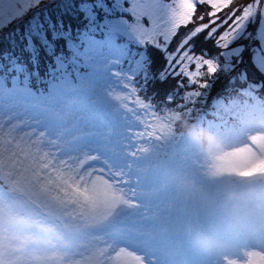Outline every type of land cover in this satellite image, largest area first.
Listing matches in <instances>:
<instances>
[{
    "label": "snow or ice",
    "instance_id": "obj_1",
    "mask_svg": "<svg viewBox=\"0 0 264 264\" xmlns=\"http://www.w3.org/2000/svg\"><path fill=\"white\" fill-rule=\"evenodd\" d=\"M244 93L264 94V0H0V168L109 164L110 264H196L168 255L133 165L168 135V106L207 118Z\"/></svg>",
    "mask_w": 264,
    "mask_h": 264
},
{
    "label": "rangeland",
    "instance_id": "obj_2",
    "mask_svg": "<svg viewBox=\"0 0 264 264\" xmlns=\"http://www.w3.org/2000/svg\"><path fill=\"white\" fill-rule=\"evenodd\" d=\"M243 95L245 108L234 100L230 105H236V110L221 113L218 109L226 106L220 103L216 106L220 114L207 119L209 148L200 159H189L186 147L179 164H174L170 134L184 120H177L178 112L166 110L162 120L168 135L146 143V151L133 165L137 176L152 181L141 185L140 191L154 201L153 214L171 223L175 243L169 256L185 245L190 253L185 258L196 264H264V103L253 94ZM194 126L197 121L183 137L187 145L196 140ZM91 169L79 159L65 162L62 157L51 160L48 168L27 160L16 168H0V181L9 180L36 200L24 197L18 203L9 202L12 195L0 188V264H110L114 240L104 222L113 210L105 204L109 185L116 191L120 186L106 162ZM34 203L40 204L38 211ZM203 207L208 213L201 215ZM64 210L81 213L80 220L87 225L64 231L55 222L44 225V233H39L40 228L29 231L23 223L11 221L13 213L22 211L50 222L53 211ZM31 238L38 242L35 248L27 246Z\"/></svg>",
    "mask_w": 264,
    "mask_h": 264
},
{
    "label": "trees",
    "instance_id": "obj_3",
    "mask_svg": "<svg viewBox=\"0 0 264 264\" xmlns=\"http://www.w3.org/2000/svg\"><path fill=\"white\" fill-rule=\"evenodd\" d=\"M226 81L225 80H222V81H220V83H218V84H216V85H214L213 86V88L211 89V95H212V93H214L215 91H217V90H223L225 87H226ZM169 85H164V86H162L163 88H167Z\"/></svg>",
    "mask_w": 264,
    "mask_h": 264
}]
</instances>
